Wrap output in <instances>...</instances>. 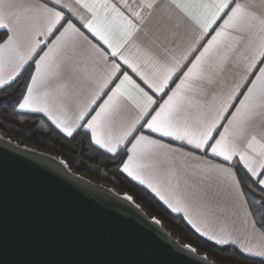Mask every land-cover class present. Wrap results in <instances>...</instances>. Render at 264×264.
<instances>
[{
	"label": "snow or ice",
	"instance_id": "6c2138e0",
	"mask_svg": "<svg viewBox=\"0 0 264 264\" xmlns=\"http://www.w3.org/2000/svg\"><path fill=\"white\" fill-rule=\"evenodd\" d=\"M0 94L19 121L39 117L28 128L83 136L199 237L264 264V0H0ZM10 161L95 199L97 189L10 140L0 189ZM105 196L149 244L0 264H209L159 220L148 224L131 195Z\"/></svg>",
	"mask_w": 264,
	"mask_h": 264
},
{
	"label": "water",
	"instance_id": "95a60500",
	"mask_svg": "<svg viewBox=\"0 0 264 264\" xmlns=\"http://www.w3.org/2000/svg\"><path fill=\"white\" fill-rule=\"evenodd\" d=\"M9 140L18 146L20 155L35 153L53 160L81 186L90 185L97 191L94 200L86 198L76 186L69 187L55 181L26 163L10 161L3 188L0 189V255L9 261H56L76 258L77 249L86 245L150 243L147 233L105 204L106 193L121 200L128 193H119L111 186L96 183L73 172L61 157L20 145L0 133V146ZM132 207L146 218L148 224H152L153 219L159 220L149 216L136 202ZM154 227L178 244L188 245L174 238L161 221ZM197 253L206 256L209 264H219L206 254Z\"/></svg>",
	"mask_w": 264,
	"mask_h": 264
},
{
	"label": "trees",
	"instance_id": "16d2710c",
	"mask_svg": "<svg viewBox=\"0 0 264 264\" xmlns=\"http://www.w3.org/2000/svg\"><path fill=\"white\" fill-rule=\"evenodd\" d=\"M27 75L28 71H25L24 77ZM24 77L14 84L13 88H22ZM38 119L39 117L29 118L21 122L17 117L0 108V133L20 145L30 146L61 157L73 172L96 183L111 186L119 193H128L149 216L158 218L174 238L183 244H191L198 252L206 254L216 263L249 264V261L242 259L239 255L229 254L227 250L218 248L212 242L199 237L178 215L171 214L144 188L119 173L117 165L109 157L89 150L88 142L83 136L67 140L56 134L49 135L39 130V124L35 129L28 128L29 124ZM21 132L23 135L20 134ZM110 163L113 166L109 167Z\"/></svg>",
	"mask_w": 264,
	"mask_h": 264
},
{
	"label": "crops",
	"instance_id": "0c3cea01",
	"mask_svg": "<svg viewBox=\"0 0 264 264\" xmlns=\"http://www.w3.org/2000/svg\"><path fill=\"white\" fill-rule=\"evenodd\" d=\"M87 34V33H86ZM91 38V37H90ZM95 42V41H94ZM128 179H130V178H128ZM135 183V182H134ZM138 185V184H137ZM140 186V185H139ZM142 187V186H141ZM143 188V187H142ZM176 215V214H175ZM189 227V226H188ZM190 228V227H189ZM211 242V241H210Z\"/></svg>",
	"mask_w": 264,
	"mask_h": 264
},
{
	"label": "rangeland",
	"instance_id": "374dc122",
	"mask_svg": "<svg viewBox=\"0 0 264 264\" xmlns=\"http://www.w3.org/2000/svg\"><path fill=\"white\" fill-rule=\"evenodd\" d=\"M74 151V150H73ZM76 153V151H74Z\"/></svg>",
	"mask_w": 264,
	"mask_h": 264
}]
</instances>
